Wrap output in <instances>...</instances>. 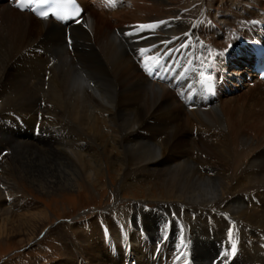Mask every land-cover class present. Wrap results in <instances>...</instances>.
<instances>
[{
    "label": "bare ground",
    "instance_id": "bare-ground-1",
    "mask_svg": "<svg viewBox=\"0 0 264 264\" xmlns=\"http://www.w3.org/2000/svg\"><path fill=\"white\" fill-rule=\"evenodd\" d=\"M230 1L244 5L241 0H122L115 10H105L79 0L83 20L62 26L0 0V238L27 230L35 241L37 231L47 227L43 211L32 213L34 204L21 194V180L40 193L55 194L77 183L81 187L82 179L101 178L109 169L118 176L116 195L140 185L158 206L154 211L140 204L115 208L112 216L121 223L115 233L103 225L105 216L100 226L87 224L82 236L63 226L49 229L46 237L63 246L62 264L79 259L118 264L104 263L106 251L94 245L96 237L120 244L125 264H137L135 252L139 264H153L148 248L134 249L132 240L134 230L158 224L188 241L199 239L198 232L231 228L232 238L245 244L240 249L229 240L224 264L236 258L264 264V97L254 102L261 106L256 112L249 95H264V84L256 80L245 97L227 98L239 90L234 77L248 84L249 70L245 57L225 61L236 47L249 49V36L264 41V0H245L252 13L231 12ZM223 15L234 17L238 26L219 27ZM168 52L173 58L157 57ZM213 55L220 76L213 71L209 78L221 80L217 99L204 105L188 93L181 96L174 82L177 65L196 74ZM14 114L27 123L24 128ZM155 188L157 199L149 197ZM12 217L18 218L15 226ZM85 239L92 245L83 248ZM85 253L90 258L84 259ZM167 255L156 262L166 264ZM224 255H211L212 264H221ZM170 259L168 264H179ZM197 261L205 264L203 258Z\"/></svg>",
    "mask_w": 264,
    "mask_h": 264
},
{
    "label": "rangeland",
    "instance_id": "rangeland-1",
    "mask_svg": "<svg viewBox=\"0 0 264 264\" xmlns=\"http://www.w3.org/2000/svg\"><path fill=\"white\" fill-rule=\"evenodd\" d=\"M241 2L242 4H244L243 6H241V8L240 6L239 7L232 6V1L228 2V6H231L230 9L231 12L237 13L238 10L242 11L244 9L247 10L249 13H252L251 11H253V9L245 6L246 1L241 0ZM225 16L219 17L217 23L219 27L221 24H226V23L228 24L230 23V25L232 26L233 25L238 26L237 24L238 22L234 17H230V16L225 17ZM222 27L224 28L225 25H223ZM219 33L223 35L220 31H218L216 35H218ZM224 39H225L224 41L228 40L227 35L224 36ZM128 40L131 39L127 38V41ZM224 41L222 43L217 42V44L222 45L225 43ZM250 82L252 83L253 81ZM243 83L245 84V86H243ZM243 83L241 84V86L239 85V90L235 94H232L231 96L229 95L227 96V98L236 97L237 99H239L240 97L243 96L245 97V94L247 93L248 89L256 88L255 83H254L255 85H250V83L247 84L246 82ZM261 92L264 93V89ZM253 93L254 92H251V94L249 93V95L251 96L250 104L254 108L253 109L254 111L260 112L261 110L260 104L254 102L257 99L258 100L262 99L264 95L262 94L263 95L262 96L260 93H254V94ZM12 117H15V122L17 123V125H19L21 128H24V123H23L24 120L21 118L20 115L17 116L14 114ZM39 118L40 117H38L37 124L40 123ZM11 128L14 129V127L12 126ZM81 182H82L81 187L79 183H77L75 185V188H73L72 190L70 191L64 190L63 191L64 193L59 191L55 194L51 192L40 193V191L36 190V188L31 186L27 181L24 180H21V182L18 183L21 194L25 197V199L28 202H32L34 204L36 210L34 211L32 210L33 211L32 213H36V212L39 213L43 211L42 213H44V215L48 219V224H45L47 225L46 228L43 227L44 229L41 228L39 231H37L36 233L37 238L35 241L31 240L32 238H30L29 235H27L28 233L27 230L26 231L24 230V233H22L21 231L19 234L15 233L12 236L10 235L7 237H1L0 264H62L63 262L65 263V261H63L64 260L63 258L65 257L63 256L64 254L63 246L55 240L54 236L46 237L49 229H53L58 226H63L64 229L70 232L71 234H74L75 236L76 235L82 236L83 229L84 230L87 229L86 228L88 226L87 224L93 223L97 226H100L99 224L100 216H105L106 221L103 222V225H106L110 233H115V230L117 231L120 230L119 227L121 224L120 222H118L117 220L118 218L112 216V213H117V211L114 210L115 208L124 209V207L126 206L129 207V205L134 206V204H138V205L140 204L146 207L148 210L154 211L155 208L158 206V204L156 203L157 201L151 202L147 200V196L145 193L146 190H144L145 187H141L140 185H134V184L129 185L126 188H124L123 190L124 192L123 191L121 192L120 197L119 194L116 195V189L118 184V176L116 174V171L114 172L108 169V171L102 172L101 178H97L96 180L93 181L82 179ZM157 191L158 190L156 188L153 189L152 195L153 194L154 195L153 197L152 196L149 197L153 199L154 198L157 199L158 197ZM4 200L6 199L4 198ZM17 220L18 218L12 217V222L14 226L17 225L16 223ZM134 225H138V224L135 223ZM154 225H156V223H154ZM31 228L32 227H30L28 230L33 229ZM42 229L43 231L40 233ZM230 229L231 228H229L228 231L222 229H212L207 233L198 232L196 234L200 236L199 239L196 240L197 241L196 242L195 240L188 241L184 239L181 233L178 236H175V234L172 233L173 230H171L167 225L158 224L156 225V227L154 226L153 229L151 228L150 230L145 229L144 231H142L140 228L138 229V231L134 230L135 241L132 240V242H134V249H137L138 245L140 247L139 249L142 251L145 246L148 248V250L151 253L149 262L150 263L153 262V264H155L157 259L161 258L160 255H162V253L168 254L166 256V260H167L166 264L169 263V258H172V260L170 259L171 261L179 260V264L183 263L182 260H187L193 264H197L198 262L197 260L201 261V259L203 258V260H205V264H211L212 260L214 259L211 258V255L215 254L216 252L217 253L221 252L225 254L224 257H226V259H224L223 262L221 263L224 264L227 260V255L229 253L228 248L230 246H227L229 240L235 242L238 248L240 249H242L243 244H245V241L244 240L242 241L241 237H238L237 239H233ZM152 230L154 233L153 237L151 236ZM233 231L235 232L234 228ZM148 233L150 234V236ZM202 234H205L208 238L206 236L202 237L201 236ZM140 235L143 237V240L147 242H142L140 240L141 239ZM96 238H99V240L94 241V245L106 251L105 257L107 258L106 259L104 258L105 259L104 263H108V262L113 263L117 261L118 264H125L123 263V261L126 260L127 257L124 255L123 249L121 248L120 244L115 245L113 240L109 238L103 241H101L100 237H96ZM200 242H206V244L204 243L200 244ZM128 243L131 245V240L129 236H128ZM89 245L92 244H89L86 239L85 242L82 243L83 248H85V246L89 247ZM101 245L103 246V248ZM126 249L127 252H129L128 250H130V246H128ZM155 249L157 250L156 259H153L152 255H154ZM81 251L83 253V250L80 249V252ZM110 251H112L113 253L116 252L117 256L116 257L111 256ZM195 253L197 256L195 255ZM82 255L84 259L90 258L89 256H87V254L86 255L82 254ZM120 255L122 256L121 259H120ZM131 255L133 256L134 254L131 253ZM135 256L137 261L134 258L133 259L135 260V263L139 264L138 263L139 256L136 255V252H135ZM113 259H115V261H113ZM231 260L234 264H238V263L242 264V261L237 258ZM75 263L82 264V261L81 259H79L78 262ZM84 263L90 264L88 260H86ZM156 264H158V262H156Z\"/></svg>",
    "mask_w": 264,
    "mask_h": 264
},
{
    "label": "snow or ice",
    "instance_id": "snow-or-ice-1",
    "mask_svg": "<svg viewBox=\"0 0 264 264\" xmlns=\"http://www.w3.org/2000/svg\"><path fill=\"white\" fill-rule=\"evenodd\" d=\"M235 252H236V246L233 244V245H232V248H231V253H232V255H234Z\"/></svg>",
    "mask_w": 264,
    "mask_h": 264
}]
</instances>
